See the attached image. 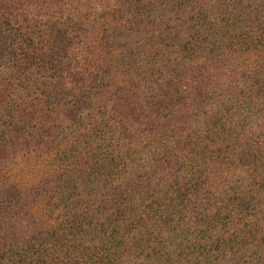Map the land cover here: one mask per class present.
<instances>
[{
    "label": "trees",
    "instance_id": "16d2710c",
    "mask_svg": "<svg viewBox=\"0 0 264 264\" xmlns=\"http://www.w3.org/2000/svg\"><path fill=\"white\" fill-rule=\"evenodd\" d=\"M0 264H264V0H0Z\"/></svg>",
    "mask_w": 264,
    "mask_h": 264
}]
</instances>
